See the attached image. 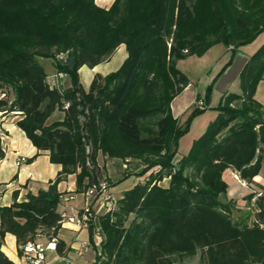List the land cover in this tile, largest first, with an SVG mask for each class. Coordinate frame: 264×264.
Returning <instances> with one entry per match:
<instances>
[{
	"label": "trees",
	"instance_id": "1",
	"mask_svg": "<svg viewBox=\"0 0 264 264\" xmlns=\"http://www.w3.org/2000/svg\"><path fill=\"white\" fill-rule=\"evenodd\" d=\"M94 1L0 0V111L18 113L26 139L61 166L46 190L21 201L15 191L12 203L0 207V264H16L1 250L7 234L19 257L41 237L56 238L57 254L66 255L58 233L69 193L57 187L69 175L80 195L100 183L113 188L148 176L89 226L93 246L95 229L100 238L93 264H181L199 252V264H264V190L254 206V195L245 196L240 223L235 201L221 200L226 170L252 183L264 162V108L255 99L264 81V43L240 73L241 92L222 95L215 120L179 159L188 126L171 111L189 85L177 63L215 44L232 47V55L251 44L264 34V0H114L108 9ZM120 45L127 56L119 68L95 74L85 90L79 69L103 63ZM39 59H50L70 87L50 86ZM55 111L61 120H51ZM100 159L137 162V171L111 181Z\"/></svg>",
	"mask_w": 264,
	"mask_h": 264
},
{
	"label": "crops",
	"instance_id": "2",
	"mask_svg": "<svg viewBox=\"0 0 264 264\" xmlns=\"http://www.w3.org/2000/svg\"><path fill=\"white\" fill-rule=\"evenodd\" d=\"M100 2L102 7L108 9L114 0H100ZM242 48L243 47L236 52L233 58L232 66L234 67L237 63L233 72L234 81L237 78L239 81L242 69L253 54V52L252 54L244 53ZM126 56L127 53L125 46L120 45L113 55L103 63L92 69L86 66L81 67L78 74L83 88L85 90L89 89L90 83L95 74L106 76L117 70ZM45 71L47 73V82L50 86L57 87L56 85H58L63 89L70 87V80L64 82L65 75L57 74L52 66V62H50V74L46 69ZM225 93L227 92L225 91L223 94ZM196 98L197 93L189 81V85L171 102L173 116L179 119L182 114L195 106ZM62 118L63 113L59 111H55L51 116V120L53 121L61 120ZM18 119H20L18 113H5L0 111V146L5 152L4 159L0 160V207L8 206L12 203L13 192L15 191H18L17 201H21L25 198L28 192L36 195L38 191L46 190L49 181L54 180L58 172L61 170L60 165L50 163L47 151L37 152L36 148H34L29 140L26 139L25 134L16 126ZM19 156H23L25 159L34 156L35 158L29 164L24 163L17 165L16 162ZM180 157H182V155H176L177 159ZM109 162L110 161L106 162V166ZM111 162L116 164L121 163L118 160H111ZM227 174H229L228 179L225 177ZM234 175H236V173L231 169L226 170L223 174V179L227 184L231 179L234 181L231 187L228 185L226 199L236 202L241 198L242 200H240L243 205L240 206L237 204L236 208H239L246 213L248 208L246 207V200H244L245 196L253 194L254 199L259 197L257 194L264 190V162H262L259 175L253 178L252 183H247V187H242L236 180H234ZM132 178L133 177H129L125 180L128 184L127 189H123L118 198H121L124 191L132 188L137 183L132 181ZM75 179V175H69L67 180L60 182L57 187L59 192H68L69 196L67 197H71V199L64 200L60 207V212L68 216H74L80 212L84 204L83 196L74 193L76 188ZM163 182L166 183V186L168 185V179H165ZM112 190L114 192V187ZM98 203L99 201L93 203V209H95V205ZM58 238L66 244V257L70 260V263L61 261L57 252H47L45 264H93L98 250L99 240L94 238V246L92 244L90 248L81 249L79 247L80 242L89 240V231L87 229L81 228L74 223L64 222L61 224ZM1 250L14 263L25 264L23 257H19L17 254V246L14 236L10 234L5 236Z\"/></svg>",
	"mask_w": 264,
	"mask_h": 264
},
{
	"label": "rangeland",
	"instance_id": "3",
	"mask_svg": "<svg viewBox=\"0 0 264 264\" xmlns=\"http://www.w3.org/2000/svg\"><path fill=\"white\" fill-rule=\"evenodd\" d=\"M95 4L101 8L100 0H95ZM264 42V34L258 36V38L253 41L251 44L244 46L242 50L244 53H254L255 50ZM235 55H232L230 48H226L225 45L219 43L213 45L204 55L190 56L180 60L177 63V68L181 71L187 79L191 82L193 88L195 89L197 96L200 97L206 107L203 111L193 114L195 107L193 106L190 110L182 114L178 121L181 126H188L187 131L179 138L177 145V154L178 155H187L191 149L192 143L194 140L198 139L202 134L207 130L209 124L215 120L217 117V107L220 103L223 93H240L241 88L238 81V78L233 80V72L236 65H233V58ZM41 65L49 72L50 74V59H39ZM68 76L65 75L64 82L69 81ZM59 89H63L61 86L56 85ZM255 99L261 104L264 108V81H261L255 92ZM100 164L106 165L105 160L100 159ZM137 162H132L127 165L122 163H112L104 167L107 173V177L111 181H115L120 178L123 172L135 174L137 169ZM122 170V171H119ZM146 177H136L131 176L132 181L137 183H145L148 180ZM229 174L225 177L228 179ZM231 179L228 182L229 187L233 184ZM231 183V184H230ZM160 186L165 187V182H160ZM127 182H119L113 188L110 187V193L113 198L112 202L118 201V196L121 191L127 189ZM226 197L221 196V200H224ZM241 199V198H240ZM236 201V205L242 206L241 200ZM111 201L106 202L99 200V203L95 205L94 211L100 213L104 212V209L108 208L112 204ZM233 217L235 222L240 223L243 218H245V212L239 208H236L233 212ZM237 218V219H235ZM44 238L41 237L39 242L44 243ZM202 262L201 252H199L194 258H187L181 261V264H199Z\"/></svg>",
	"mask_w": 264,
	"mask_h": 264
},
{
	"label": "built area",
	"instance_id": "4",
	"mask_svg": "<svg viewBox=\"0 0 264 264\" xmlns=\"http://www.w3.org/2000/svg\"><path fill=\"white\" fill-rule=\"evenodd\" d=\"M230 49L232 47H229ZM4 97V95H1V98ZM195 105L198 109H203L204 108V102L202 100H198L195 102ZM26 159L23 156H19L16 164L21 165L24 164ZM234 180H236L242 187H247V182L240 179V177L236 174L234 175ZM258 196L261 195L259 192L257 194ZM84 198V204L80 212L75 214L74 216H68L66 214H62L61 218L62 221L61 223L64 222H70L77 224L81 228L87 229L89 228L90 225L95 223L96 221V216L98 212L93 210V203L97 202L99 200H103L106 202H109L113 200L111 193H110V188L107 183H100L98 186H92L89 188L83 195ZM64 200L71 199V197L65 196L63 198ZM114 201V200H113ZM255 198L252 199V206H254ZM115 206V202H112L111 206L108 208L104 209V211H109L113 209ZM254 211H258L254 209ZM94 238L100 240L99 234H98V229H95L94 231ZM56 243L57 239L56 238H51L49 241L45 243L41 242H31L28 243L24 247V253H23V259L25 260V264H45L46 260V254L47 252H56ZM92 243L90 240H85L79 243V247L81 249L83 248H90ZM59 259L65 263H70V260L64 256H59Z\"/></svg>",
	"mask_w": 264,
	"mask_h": 264
}]
</instances>
